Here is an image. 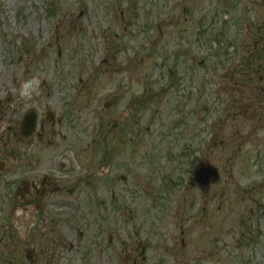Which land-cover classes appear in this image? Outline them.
I'll use <instances>...</instances> for the list:
<instances>
[{
  "label": "rangeland",
  "instance_id": "374dc122",
  "mask_svg": "<svg viewBox=\"0 0 264 264\" xmlns=\"http://www.w3.org/2000/svg\"><path fill=\"white\" fill-rule=\"evenodd\" d=\"M259 40L264 0H0V112L43 89L77 179L0 264H264Z\"/></svg>",
  "mask_w": 264,
  "mask_h": 264
},
{
  "label": "flooded vegetation",
  "instance_id": "af4514ba",
  "mask_svg": "<svg viewBox=\"0 0 264 264\" xmlns=\"http://www.w3.org/2000/svg\"><path fill=\"white\" fill-rule=\"evenodd\" d=\"M28 93L26 104L18 109L17 113L0 112V120H8L7 125L0 123V127L4 130H0V228H3L0 247L2 248H10V241L7 239L15 235L17 241L23 245L28 244L30 235L21 238L22 230L17 226H24L22 227L24 230L29 229L31 225L34 226L35 224L31 223L32 219L26 217L30 214L31 208L40 210L42 201L48 194L60 193L61 185L74 184L77 180L64 182V174H55L64 167L69 168V162L65 163L63 158L62 127L65 122L61 112L63 110L59 109L58 112V108L53 109L51 104L44 103L43 89L31 90ZM29 112L31 114L35 112L36 120L35 129L28 133L29 130L26 131L23 126ZM76 123L79 124L78 121ZM104 126L106 127V124ZM77 140L79 139L73 140L71 144L78 148ZM83 149L81 147L82 152ZM85 165L90 167L88 163ZM89 175L78 176L83 180ZM35 253V251L28 252V260H31Z\"/></svg>",
  "mask_w": 264,
  "mask_h": 264
},
{
  "label": "water",
  "instance_id": "95a60500",
  "mask_svg": "<svg viewBox=\"0 0 264 264\" xmlns=\"http://www.w3.org/2000/svg\"><path fill=\"white\" fill-rule=\"evenodd\" d=\"M35 119H36V116L35 114H31V112L26 116V119H25V123H24V126L25 127V130L28 131V133L31 131V130H34L35 128ZM24 130V129H23Z\"/></svg>",
  "mask_w": 264,
  "mask_h": 264
},
{
  "label": "trees",
  "instance_id": "16d2710c",
  "mask_svg": "<svg viewBox=\"0 0 264 264\" xmlns=\"http://www.w3.org/2000/svg\"><path fill=\"white\" fill-rule=\"evenodd\" d=\"M258 43H259V52H260V54H262V53H264V52H262L263 50H264V41H262V40H259L258 41ZM261 50V51H260ZM257 59V58H256ZM255 59V60H256ZM256 86H254L253 88H255ZM260 88V89H259ZM256 90H259V91H261V87H258Z\"/></svg>",
  "mask_w": 264,
  "mask_h": 264
}]
</instances>
